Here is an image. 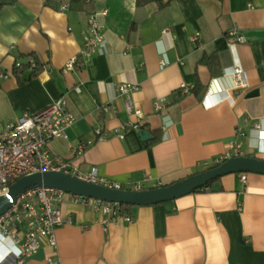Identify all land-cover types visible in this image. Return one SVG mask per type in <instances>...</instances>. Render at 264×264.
I'll return each mask as SVG.
<instances>
[{
    "label": "crops",
    "instance_id": "crops-1",
    "mask_svg": "<svg viewBox=\"0 0 264 264\" xmlns=\"http://www.w3.org/2000/svg\"><path fill=\"white\" fill-rule=\"evenodd\" d=\"M87 1L14 0L0 9V126L65 97L75 120L48 149L81 173L95 167L122 189L156 188L207 170L232 141L244 149L237 156L264 159V0H174L164 7ZM104 8L100 51L66 70L82 47L88 15ZM30 55L39 70L16 71ZM236 64L248 82L238 92L223 72ZM123 82L137 86L131 101L140 118L116 91ZM225 94L231 104L210 105ZM128 120L140 127L116 136ZM97 125L107 136L96 138ZM81 141L90 143L76 153ZM240 173L170 201L127 207L132 220L106 229L100 210L65 196L60 211L70 223L56 229V247L39 237L22 264H264V174L243 172L242 182Z\"/></svg>",
    "mask_w": 264,
    "mask_h": 264
},
{
    "label": "built area",
    "instance_id": "built-area-1",
    "mask_svg": "<svg viewBox=\"0 0 264 264\" xmlns=\"http://www.w3.org/2000/svg\"><path fill=\"white\" fill-rule=\"evenodd\" d=\"M67 7L68 4H62L59 10H66ZM107 13L108 10L104 8L88 15L82 47L77 56H71L65 62L66 70H73L79 60L84 63L100 51L104 42L101 19L106 17ZM230 34L235 35V32L231 31ZM198 35L196 32L192 36V40L194 41ZM237 39L241 40L242 37L237 36ZM35 65L36 60L31 55L27 57L25 64L15 63L16 68L25 67L31 70ZM223 72L232 79V91L238 92L247 87L245 73L239 64L226 67ZM185 88L182 86L184 92H187ZM136 89L137 86L129 82H123L116 86L118 95L124 100L126 111L140 118L142 113L133 107L131 101L132 92ZM222 101L231 104L233 98L230 94H225L213 99L210 105H216ZM160 107L159 103L155 104L156 109ZM101 108L104 112H108L110 105H103ZM74 120L75 116L65 97L59 96L45 107L34 112L24 111L16 119L1 125L0 192L22 176L45 171L68 173L86 182L109 188H121L108 177L100 175L95 167L86 173H81L70 160L63 159L48 149L47 144L51 139L66 137V129L74 123ZM139 127L138 121L128 120L115 129L114 133L116 136L122 137L124 132ZM253 127L258 129L259 125L255 124ZM93 132L97 139L107 136L101 125L95 126ZM259 133V136L262 137L259 138L261 145L264 147L263 131L260 130ZM89 143V141L79 142L75 147L76 153L87 148ZM240 146V142L232 141L230 150L221 156L217 163L240 154ZM240 174V180L244 182L246 175L243 172ZM65 196L71 197L74 202L84 207L100 210L104 215L102 219L104 229L108 222H115L119 219L125 222L132 220V216L125 212L122 204L118 202L87 198L64 192L61 189L34 186L19 193L11 201L9 208L0 216V264H22L26 256L37 250L39 237H45L52 248L56 247V229L64 223H70V218L63 217L60 211V205ZM48 263L57 264L51 258L48 259Z\"/></svg>",
    "mask_w": 264,
    "mask_h": 264
},
{
    "label": "water",
    "instance_id": "water-1",
    "mask_svg": "<svg viewBox=\"0 0 264 264\" xmlns=\"http://www.w3.org/2000/svg\"><path fill=\"white\" fill-rule=\"evenodd\" d=\"M139 135L143 140L149 137L146 130H141ZM236 172L264 174V159L254 156H232L221 161L213 168L199 171L167 185L141 190L109 188L58 171L36 172L16 179L4 191L0 192V216L9 208L11 201L19 193L34 186L61 189L67 193L102 201L140 206L173 200L199 189L210 180Z\"/></svg>",
    "mask_w": 264,
    "mask_h": 264
},
{
    "label": "trees",
    "instance_id": "trees-1",
    "mask_svg": "<svg viewBox=\"0 0 264 264\" xmlns=\"http://www.w3.org/2000/svg\"><path fill=\"white\" fill-rule=\"evenodd\" d=\"M71 1H72V2H75V1H77V0H71ZM78 1L84 3L86 0H78ZM151 1L156 2V3L158 4L159 7H164V6H166L169 2L174 1V0H166V1H162V0H136V3H137V5H138V4H139V5H143V4H146V3L151 2ZM176 1H185V0H176ZM13 2H14V0H0V9H1L4 5L12 4ZM87 2H90V0H88ZM206 59H209V58L206 57ZM21 68H22V67H21ZM21 68H17L16 71L19 70V69H21ZM38 70H39V65H38V63H37V61H36V65H35V67H33V69H32V75H34ZM199 86H200V83H199L198 81H196V84H195L194 87L192 88V91H193L194 93H197V90L199 89ZM219 163H220V162H219ZM219 163L214 164L213 167L216 166V165H218ZM213 167L210 166V167H208L207 169H209V168H213ZM218 179H219V177H217V178H215V179H213V180L208 181L205 185L201 186L199 189H201V188H203V187H205V186H208V185L213 184V182L217 181ZM197 190H198V189H197ZM130 206H133V205L122 204V207L124 208V210H125L127 207H130Z\"/></svg>",
    "mask_w": 264,
    "mask_h": 264
},
{
    "label": "rangeland",
    "instance_id": "rangeland-1",
    "mask_svg": "<svg viewBox=\"0 0 264 264\" xmlns=\"http://www.w3.org/2000/svg\"><path fill=\"white\" fill-rule=\"evenodd\" d=\"M239 151H240V154L244 153V149H242L241 147H240ZM240 154H238V155H240Z\"/></svg>",
    "mask_w": 264,
    "mask_h": 264
}]
</instances>
